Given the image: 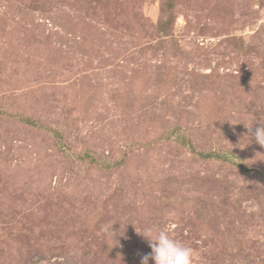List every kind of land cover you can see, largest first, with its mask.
<instances>
[{
  "label": "rangeland",
  "instance_id": "374dc122",
  "mask_svg": "<svg viewBox=\"0 0 264 264\" xmlns=\"http://www.w3.org/2000/svg\"><path fill=\"white\" fill-rule=\"evenodd\" d=\"M260 124L264 0H0V264H264Z\"/></svg>",
  "mask_w": 264,
  "mask_h": 264
},
{
  "label": "clouds",
  "instance_id": "9594fccd",
  "mask_svg": "<svg viewBox=\"0 0 264 264\" xmlns=\"http://www.w3.org/2000/svg\"><path fill=\"white\" fill-rule=\"evenodd\" d=\"M248 129L250 136H247L264 147V124L255 127L254 131L252 126ZM142 235L148 241L151 252L141 258L140 264H149L150 260L154 264H193V249L171 238L167 231L161 230L153 235L148 230Z\"/></svg>",
  "mask_w": 264,
  "mask_h": 264
},
{
  "label": "trees",
  "instance_id": "16d2710c",
  "mask_svg": "<svg viewBox=\"0 0 264 264\" xmlns=\"http://www.w3.org/2000/svg\"><path fill=\"white\" fill-rule=\"evenodd\" d=\"M205 155V154H204Z\"/></svg>",
  "mask_w": 264,
  "mask_h": 264
}]
</instances>
